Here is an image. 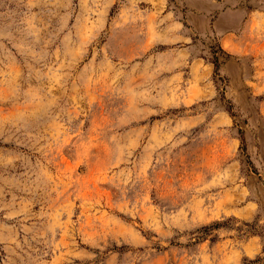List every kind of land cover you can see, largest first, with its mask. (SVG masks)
<instances>
[{"label":"rangeland","instance_id":"1","mask_svg":"<svg viewBox=\"0 0 264 264\" xmlns=\"http://www.w3.org/2000/svg\"><path fill=\"white\" fill-rule=\"evenodd\" d=\"M0 264H264V0H0Z\"/></svg>","mask_w":264,"mask_h":264}]
</instances>
